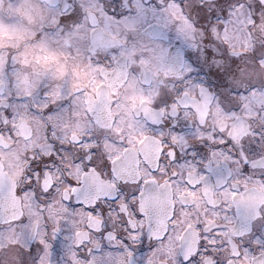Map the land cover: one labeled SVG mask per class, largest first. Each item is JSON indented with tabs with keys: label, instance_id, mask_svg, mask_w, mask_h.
<instances>
[{
	"label": "snow or ice",
	"instance_id": "obj_1",
	"mask_svg": "<svg viewBox=\"0 0 264 264\" xmlns=\"http://www.w3.org/2000/svg\"><path fill=\"white\" fill-rule=\"evenodd\" d=\"M37 3L100 83L0 48V264H264V0Z\"/></svg>",
	"mask_w": 264,
	"mask_h": 264
},
{
	"label": "flooded vegetation",
	"instance_id": "obj_2",
	"mask_svg": "<svg viewBox=\"0 0 264 264\" xmlns=\"http://www.w3.org/2000/svg\"><path fill=\"white\" fill-rule=\"evenodd\" d=\"M12 0H0V48L12 47L14 49H20L23 55L26 57L25 67L28 69V74L32 75L37 72H43L48 69H52L55 73V78H61L65 74L70 73L77 84V86L91 88L93 92L99 86V80L97 79V72L95 70H89L86 66L82 65L78 58H73L65 62L63 54L61 56H37V52L41 46V41L38 34L41 30V26L44 21V13L39 7L37 0H31L29 9L22 13L24 19L23 22L18 24H11L17 15L16 10L9 7V3ZM260 31L264 33V21L260 26ZM175 41L173 40V44ZM105 83H107L105 81ZM131 89V85H129ZM130 102L134 101V98L129 97ZM133 107L135 104L132 103ZM264 123V121H262ZM237 130L236 134H239ZM5 160L11 166H15L16 160L13 158L5 157ZM3 246H9L14 243L11 233H6L2 238ZM234 245H230L232 247ZM5 264H20L16 254V249L9 248L8 259ZM243 264H248L247 261Z\"/></svg>",
	"mask_w": 264,
	"mask_h": 264
}]
</instances>
